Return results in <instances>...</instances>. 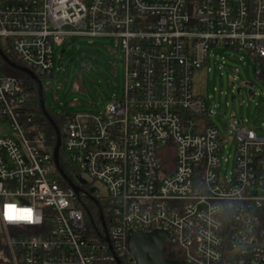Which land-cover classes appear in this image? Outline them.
I'll use <instances>...</instances> for the list:
<instances>
[{
	"label": "built area",
	"instance_id": "1",
	"mask_svg": "<svg viewBox=\"0 0 264 264\" xmlns=\"http://www.w3.org/2000/svg\"><path fill=\"white\" fill-rule=\"evenodd\" d=\"M78 35L114 37L124 66L123 90L104 109L58 125L74 177L99 188L112 250L90 231L83 190L60 182L35 90L0 66V125L12 129L0 133V232L11 264H117L114 254L138 264L130 228L165 229L186 264H264V124L219 127L194 84L226 49L244 51L264 82V0H0V48L44 83L55 45ZM245 84L255 95V81Z\"/></svg>",
	"mask_w": 264,
	"mask_h": 264
},
{
	"label": "rangeland",
	"instance_id": "2",
	"mask_svg": "<svg viewBox=\"0 0 264 264\" xmlns=\"http://www.w3.org/2000/svg\"><path fill=\"white\" fill-rule=\"evenodd\" d=\"M54 51L55 74L47 80L52 86L45 91L47 109L60 115L98 112L115 93L122 92L124 66L114 37L78 35L56 44ZM217 54L210 60V69L201 67L194 74L195 89L210 95L211 120L219 127L225 122L237 127L245 119L264 124V82L255 72V61L234 49ZM246 80L255 81V95L249 94ZM11 130L10 124L0 125L1 134ZM230 135L235 137L233 129ZM96 184L103 194L104 187Z\"/></svg>",
	"mask_w": 264,
	"mask_h": 264
},
{
	"label": "water",
	"instance_id": "3",
	"mask_svg": "<svg viewBox=\"0 0 264 264\" xmlns=\"http://www.w3.org/2000/svg\"><path fill=\"white\" fill-rule=\"evenodd\" d=\"M0 55L11 66L18 68L24 72H27L32 78L36 80L42 111L44 115L47 116V118L50 120V122L52 123L57 133V140H56V144L53 149L56 166L61 176L67 181L68 184L74 187L75 191L79 194L80 192H82V189L75 183L73 178H71L64 171L63 167L60 164V158H59L60 145H61L60 129H59L58 124L50 117L49 113L47 112L45 108L44 91L51 88L52 86L51 82L44 83L43 80L40 79L33 70H31L25 65L19 64L16 61L11 60L1 48H0ZM253 83L254 82L251 81L250 85H252ZM239 90H240V87L238 88V91ZM252 91H253L252 89H249L250 94L252 93ZM235 97L236 95L233 96V98ZM77 179L81 183L87 182V179L83 176L78 175ZM91 190L93 192H98L99 188L97 186H93ZM93 199H95V201L97 202L96 197H93ZM101 217H102V223L104 227V234H105L104 237L109 243V247L112 250L111 241L107 234L108 232H107L106 220L103 214ZM168 236H169L168 231H166L165 229H161V228H156L151 231H145L139 228H130L128 231V235H127V246L130 252L136 258L138 264H186L185 261L182 259H172V258L165 257L164 244ZM114 256L117 261V264H123L119 257H117L115 254Z\"/></svg>",
	"mask_w": 264,
	"mask_h": 264
},
{
	"label": "trees",
	"instance_id": "4",
	"mask_svg": "<svg viewBox=\"0 0 264 264\" xmlns=\"http://www.w3.org/2000/svg\"><path fill=\"white\" fill-rule=\"evenodd\" d=\"M7 56L13 60L19 63L16 58L8 53ZM0 66L8 73L19 76L24 78L28 84L35 90L36 92V98L34 101V108L42 114V116L46 119L47 122V136H48V148L52 149L54 148L57 140V133L50 122V120L43 114L42 108H41V103L39 100V94H38V89H37V82L34 78H32L27 72H24L18 68H15L11 66L9 63H7L3 57L0 55ZM39 78L42 80H46L45 76H41L40 74L36 73ZM46 91V90H45ZM45 91H44V96H45ZM46 108V106H45ZM47 112L49 113L50 117L60 126L61 120L65 115H60L54 113L51 109H47ZM60 164L63 167L64 171L71 177L73 178L75 173L78 172L77 168H72L71 164L65 159L63 155L62 149H60ZM75 171V172H74ZM60 182L63 185H67V181L59 175ZM81 206L83 207L85 211V215L87 218L88 226L90 228L91 233L93 234L94 238L100 240L101 242H105V238L103 236L104 232V227L102 223V214L107 218V213L106 210L103 206V204L96 203L94 200L90 199L87 196L81 195ZM164 254L165 257L167 258H172V259H182V255L180 252H178L177 248L174 247V245L170 241H166L164 244ZM122 261H125L124 257H121ZM0 264H11L9 261V251L6 245V242L4 240L2 232H0ZM109 264H116L114 260H112Z\"/></svg>",
	"mask_w": 264,
	"mask_h": 264
},
{
	"label": "flooded vegetation",
	"instance_id": "5",
	"mask_svg": "<svg viewBox=\"0 0 264 264\" xmlns=\"http://www.w3.org/2000/svg\"><path fill=\"white\" fill-rule=\"evenodd\" d=\"M73 180L83 190V192L81 194H83L84 196H87L90 199L95 201V199H93V197H96L97 192H93L91 190V188L93 187V184L88 179H87L86 183H81L76 177H73ZM96 199H97V202L96 201L95 202L100 203V199H98V198H96Z\"/></svg>",
	"mask_w": 264,
	"mask_h": 264
},
{
	"label": "snow or ice",
	"instance_id": "6",
	"mask_svg": "<svg viewBox=\"0 0 264 264\" xmlns=\"http://www.w3.org/2000/svg\"><path fill=\"white\" fill-rule=\"evenodd\" d=\"M6 218H8V219H16V217H12V216H7V213H6Z\"/></svg>",
	"mask_w": 264,
	"mask_h": 264
}]
</instances>
